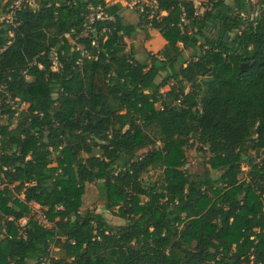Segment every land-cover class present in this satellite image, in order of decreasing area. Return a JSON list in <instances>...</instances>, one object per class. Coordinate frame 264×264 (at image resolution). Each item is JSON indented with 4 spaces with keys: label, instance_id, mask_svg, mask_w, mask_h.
Listing matches in <instances>:
<instances>
[{
    "label": "trees",
    "instance_id": "16d2710c",
    "mask_svg": "<svg viewBox=\"0 0 264 264\" xmlns=\"http://www.w3.org/2000/svg\"><path fill=\"white\" fill-rule=\"evenodd\" d=\"M75 1L0 28V49L13 33L0 53V264H39L55 237L59 264H264V0L254 17L245 0L235 12L208 0L198 17L183 2V31L177 1L156 0L166 45L143 61L125 41L140 17L108 7L115 22L97 24L110 32L92 48L85 8L105 2ZM191 139L208 152L201 174L185 169ZM158 167L160 181L142 178ZM90 184L125 224L81 212Z\"/></svg>",
    "mask_w": 264,
    "mask_h": 264
},
{
    "label": "built area",
    "instance_id": "2783aa9c",
    "mask_svg": "<svg viewBox=\"0 0 264 264\" xmlns=\"http://www.w3.org/2000/svg\"><path fill=\"white\" fill-rule=\"evenodd\" d=\"M179 7V27L183 31L185 27L188 26V19L186 18V10L182 5L183 2H189L193 5L195 9L197 0H176ZM247 2H253V0H247ZM75 0H0V28L1 27H10L15 28L19 22L17 16L21 12H30L36 13L42 5L50 7L51 5L58 7L64 6L71 8L75 5ZM108 6L106 3L102 5L100 3L92 4L88 3L85 8V23L83 24L82 34L84 37H88L90 40V47L97 48V36L106 35L110 32L109 29L102 27L97 31L96 26L98 23H114L115 15L110 13L107 9ZM123 7L134 14L140 17L141 23L146 29H152L153 22L159 23L161 19L167 16L165 10L160 9L156 0H130L126 1ZM198 12L194 11V17H198ZM13 39L12 30L8 31L7 40L3 48L0 49V53L6 49L7 46L11 45ZM75 50L81 52L82 57H88V52L83 49L81 46L76 45ZM93 59H96L95 57ZM51 70L58 72L61 69V64L59 63L58 56L55 52L51 53ZM41 66H39L40 68ZM34 205L37 210L41 211V216L35 217V219L46 226H51V223L47 220L44 215L45 208L40 207L35 203L29 204L30 214L31 206ZM32 215V214H31ZM8 220H11L10 218ZM18 231L20 234H23L27 220L22 218L19 222ZM56 237L49 242L47 246V255L40 259L39 264H59L55 257V253L59 251V248L56 246Z\"/></svg>",
    "mask_w": 264,
    "mask_h": 264
},
{
    "label": "rangeland",
    "instance_id": "374dc122",
    "mask_svg": "<svg viewBox=\"0 0 264 264\" xmlns=\"http://www.w3.org/2000/svg\"><path fill=\"white\" fill-rule=\"evenodd\" d=\"M259 1L260 0H253L252 3L251 2L248 3L251 6V8L248 10V13L249 15H251V17H254L255 15V12L253 10L256 11L258 10L259 7L256 5L259 3ZM245 2L247 3V0H245ZM110 3L112 2L110 1ZM241 4H242L241 0H225V6L221 9V11L235 12L240 7ZM195 6H196L195 9L200 16L205 10L209 8L208 0H197ZM121 13L123 14V11ZM123 20L126 21V17H124V14H123ZM234 38L235 36L233 34H230L227 37H225L224 40H228L231 42L234 40ZM125 41H126L127 49H129L131 45H136L135 47L136 57L140 61L143 60V58H145V55L147 53L158 56V53L160 52V50H162L160 49L159 51H157L156 48H153V46L148 43V38L146 36V29H140L139 32L133 35L131 39H126ZM158 57L161 58L160 56ZM188 59H189V54L185 52L183 54V60L185 61ZM160 80L161 78L157 79V81ZM167 90L168 87H165L161 91L164 93ZM200 148L201 145L196 144L194 139H191L187 146H183L181 148L183 158H185L186 160L185 169L188 173L201 174L205 167H209V164L207 162L208 152L205 150V148L204 151L200 150ZM251 155H253V153H251ZM246 170H247L246 168H242L243 174L239 176L241 180L245 178ZM161 174H162V168L158 167L156 168V170H151L146 174H144L142 178L148 181H156V180L160 181L162 179ZM217 174L219 175L220 172ZM85 210L95 211L96 213L101 214L105 218V221L110 226L117 227L125 224V221L118 218L116 214L108 212L104 209L103 203L98 200L97 190L93 184L86 185L85 188V194L83 196V204H82L81 212ZM31 214L34 215L35 217H39L41 216V211L37 210V208L34 205H32ZM191 245L193 247L195 243L193 242ZM55 257L57 259H61L63 257V253L59 250L58 252L55 253Z\"/></svg>",
    "mask_w": 264,
    "mask_h": 264
},
{
    "label": "crops",
    "instance_id": "0c3cea01",
    "mask_svg": "<svg viewBox=\"0 0 264 264\" xmlns=\"http://www.w3.org/2000/svg\"><path fill=\"white\" fill-rule=\"evenodd\" d=\"M110 1L112 3H110ZM104 2L108 6L117 5L120 9V12L123 11L124 17H126L125 23L130 24V25H134L136 27L138 16L134 15L133 12H131V11H129L123 7V5L126 3V1H124V0H104ZM144 29H146V28H144ZM139 30L140 29L136 28V32L133 35L137 34V32H139ZM146 36L148 38V43L150 45H152L153 48H156L157 51H159L160 49H162L166 45V41L163 39L162 35L155 29H146ZM133 46H134V48L136 47V45H133ZM144 59L145 58H143V60ZM143 60H141V61H143Z\"/></svg>",
    "mask_w": 264,
    "mask_h": 264
},
{
    "label": "water",
    "instance_id": "95a60500",
    "mask_svg": "<svg viewBox=\"0 0 264 264\" xmlns=\"http://www.w3.org/2000/svg\"><path fill=\"white\" fill-rule=\"evenodd\" d=\"M244 67H246V65H244ZM242 71H245V69H244V70H242Z\"/></svg>",
    "mask_w": 264,
    "mask_h": 264
}]
</instances>
